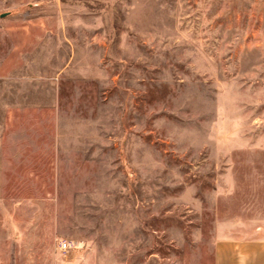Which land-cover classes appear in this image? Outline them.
<instances>
[{
	"label": "rangeland",
	"instance_id": "374dc122",
	"mask_svg": "<svg viewBox=\"0 0 264 264\" xmlns=\"http://www.w3.org/2000/svg\"><path fill=\"white\" fill-rule=\"evenodd\" d=\"M219 236L264 242V0H0V264Z\"/></svg>",
	"mask_w": 264,
	"mask_h": 264
},
{
	"label": "crops",
	"instance_id": "0c3cea01",
	"mask_svg": "<svg viewBox=\"0 0 264 264\" xmlns=\"http://www.w3.org/2000/svg\"><path fill=\"white\" fill-rule=\"evenodd\" d=\"M214 264H264V242L219 236L215 240Z\"/></svg>",
	"mask_w": 264,
	"mask_h": 264
},
{
	"label": "built area",
	"instance_id": "2783aa9c",
	"mask_svg": "<svg viewBox=\"0 0 264 264\" xmlns=\"http://www.w3.org/2000/svg\"><path fill=\"white\" fill-rule=\"evenodd\" d=\"M69 247H70V245H69V243H67L66 241H62V242H60V248H61V249L65 250V249H67V248H69Z\"/></svg>",
	"mask_w": 264,
	"mask_h": 264
},
{
	"label": "water",
	"instance_id": "95a60500",
	"mask_svg": "<svg viewBox=\"0 0 264 264\" xmlns=\"http://www.w3.org/2000/svg\"><path fill=\"white\" fill-rule=\"evenodd\" d=\"M6 13H2L1 15L4 16Z\"/></svg>",
	"mask_w": 264,
	"mask_h": 264
}]
</instances>
